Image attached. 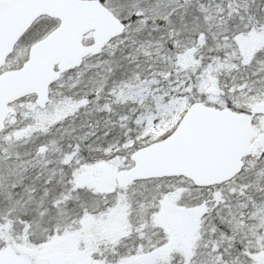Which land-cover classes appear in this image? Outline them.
Returning a JSON list of instances; mask_svg holds the SVG:
<instances>
[{
	"label": "snow or ice",
	"instance_id": "snow-or-ice-1",
	"mask_svg": "<svg viewBox=\"0 0 264 264\" xmlns=\"http://www.w3.org/2000/svg\"><path fill=\"white\" fill-rule=\"evenodd\" d=\"M0 264H264V0H0Z\"/></svg>",
	"mask_w": 264,
	"mask_h": 264
}]
</instances>
